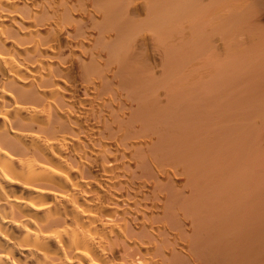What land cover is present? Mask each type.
<instances>
[{"label": "bare ground", "instance_id": "bare-ground-1", "mask_svg": "<svg viewBox=\"0 0 264 264\" xmlns=\"http://www.w3.org/2000/svg\"><path fill=\"white\" fill-rule=\"evenodd\" d=\"M0 264H264V0H0Z\"/></svg>", "mask_w": 264, "mask_h": 264}]
</instances>
